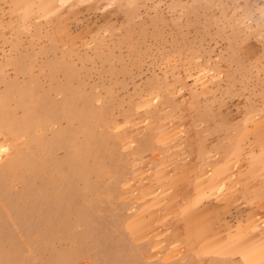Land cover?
Returning a JSON list of instances; mask_svg holds the SVG:
<instances>
[{
	"label": "rangeland",
	"instance_id": "rangeland-1",
	"mask_svg": "<svg viewBox=\"0 0 264 264\" xmlns=\"http://www.w3.org/2000/svg\"><path fill=\"white\" fill-rule=\"evenodd\" d=\"M0 264H264V0H0Z\"/></svg>",
	"mask_w": 264,
	"mask_h": 264
}]
</instances>
